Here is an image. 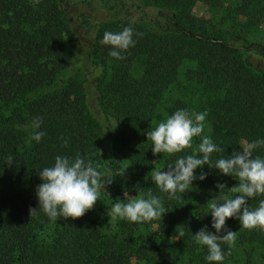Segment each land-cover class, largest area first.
Wrapping results in <instances>:
<instances>
[{"label": "trees", "instance_id": "trees-1", "mask_svg": "<svg viewBox=\"0 0 264 264\" xmlns=\"http://www.w3.org/2000/svg\"><path fill=\"white\" fill-rule=\"evenodd\" d=\"M81 2L89 13L102 8L115 16L82 20L94 30L82 56L103 72L90 79L82 74L85 91L76 94L67 89L73 75L63 81L67 88H55L74 56L65 49L71 29L58 1L0 0V264H206V248L192 234L205 225L214 231L206 214L215 185L238 182L205 165V180L169 199L152 183V172L195 150L153 155L146 132L177 109L191 111V85L204 94L209 137L222 149L211 154L212 161L264 138V45L245 37L264 25V0H237L217 22L194 15L193 8L197 2L214 8L218 0ZM125 27L135 44L114 58L100 41L105 31ZM37 117L44 132L38 143L31 139ZM57 155L90 160L101 184L111 182L81 217L51 221L42 211L30 216L29 209L38 208V172ZM253 155L264 157V147ZM149 192L162 201L160 217L141 223L111 218L116 200ZM260 199L264 195L248 206L257 207ZM226 227L235 240L222 245L228 253L222 264H264V231L244 229L231 218ZM180 231L185 235L178 239Z\"/></svg>", "mask_w": 264, "mask_h": 264}, {"label": "clouds", "instance_id": "clouds-1", "mask_svg": "<svg viewBox=\"0 0 264 264\" xmlns=\"http://www.w3.org/2000/svg\"><path fill=\"white\" fill-rule=\"evenodd\" d=\"M100 42L110 46L109 54L114 58H120L122 51L135 44L133 31L128 27L118 32L105 31ZM206 116V111L189 113L186 109H177L147 130L146 137L151 141L153 155L181 153L192 146L194 137H200L192 154L178 156L165 170L152 172V183L169 199L184 193L194 180H205L207 173L202 171L205 165L217 170V175L229 176L238 182L230 188L224 183L215 185L217 193L209 200L206 214L211 216L210 227L214 231H209V226L205 225L192 234L194 243L206 248V264H222L228 254L222 245L231 247L235 240V232L226 227L227 219L238 220L240 227L247 230L264 231V199H260L255 208L248 206L250 199L264 195V157L253 155L256 149L264 147V138L244 143L231 155L212 161L211 154L219 153L222 149L209 136L201 135ZM31 127V139L40 142L44 136L43 131H38L40 118H34ZM11 159L8 157L9 161ZM197 169H201L198 175L195 174ZM38 177L41 181L35 188L38 208H30L29 214L32 216L42 211L51 221L57 217L83 216L93 209L101 188L105 189V183L111 182L105 181L102 185L93 162L79 155L74 158L57 155L50 166L39 170ZM162 209L161 199L149 192L127 202L116 200L111 205L110 216L129 223L149 222L160 217ZM184 235L180 231L178 239Z\"/></svg>", "mask_w": 264, "mask_h": 264}, {"label": "rangeland", "instance_id": "rangeland-1", "mask_svg": "<svg viewBox=\"0 0 264 264\" xmlns=\"http://www.w3.org/2000/svg\"><path fill=\"white\" fill-rule=\"evenodd\" d=\"M60 8L66 14L71 32L65 38V49L71 54H74L71 61L68 63L67 67L64 68L61 73L57 76L55 81V88L62 89L67 88L66 80L68 77L73 75V79L69 81L73 83L72 88H67L71 93H76L77 91L84 93L85 88L83 80L81 78L82 74H86V77L90 79L95 76L97 73H102L103 69L100 67H95L90 63L85 57L82 56L83 50L87 47V44L93 38L94 30L92 28L84 27L82 24L83 19H88L91 23L98 22L100 20H106L113 18L115 12H106L102 8H97L96 11L91 13L88 12V9L84 6L81 0H57ZM218 6L210 8L201 2H197L193 8V14L199 17H204L210 19L212 22L219 21L225 14V8L229 5H235L237 0H218ZM227 25H225L226 27ZM249 42H257L264 45V25H259L248 30L245 35ZM82 57V60L80 59ZM189 91V101L191 104L192 112H205L203 109V98L204 94L201 89L191 85L186 87ZM87 89V102L89 107L95 112L96 103L94 97L92 96L91 88L86 84ZM207 117V116H206ZM207 119V118H206ZM210 125L205 120L204 129L202 136H209ZM200 142V137H194L192 141V147L195 150ZM197 174V173H195ZM198 180H194L192 185H195ZM236 261L242 260V248L237 249V254L235 256ZM131 264H137L136 261H132Z\"/></svg>", "mask_w": 264, "mask_h": 264}]
</instances>
